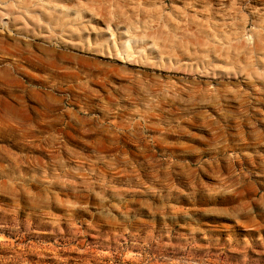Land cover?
I'll list each match as a JSON object with an SVG mask.
<instances>
[{
  "label": "rangeland",
  "instance_id": "374dc122",
  "mask_svg": "<svg viewBox=\"0 0 264 264\" xmlns=\"http://www.w3.org/2000/svg\"><path fill=\"white\" fill-rule=\"evenodd\" d=\"M0 264H264V0H0Z\"/></svg>",
  "mask_w": 264,
  "mask_h": 264
}]
</instances>
